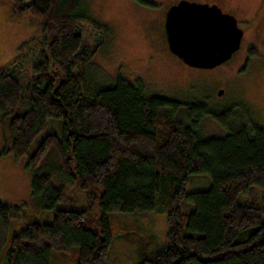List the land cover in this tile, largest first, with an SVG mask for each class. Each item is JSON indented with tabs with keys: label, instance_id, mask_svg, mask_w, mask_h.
<instances>
[{
	"label": "trees",
	"instance_id": "trees-1",
	"mask_svg": "<svg viewBox=\"0 0 264 264\" xmlns=\"http://www.w3.org/2000/svg\"><path fill=\"white\" fill-rule=\"evenodd\" d=\"M10 1L16 15L40 20L43 41L23 42L13 67L0 72V110L4 115L13 110L2 152L21 158L46 132L26 161L34 172L33 193L55 202L72 185L86 191L101 214L93 206L60 208L52 221L27 222L11 237L2 264H50L52 250H68L71 244L79 246L76 264H105L112 240L109 212L159 204L169 224L167 245L148 253L147 243L132 231L120 235L139 243L134 264H264V197L254 187L264 179V128L251 121L236 126L222 118L223 112L215 117L229 131L200 137L203 114L214 113L203 103L192 106L200 110L188 113L187 124L175 115L191 103L147 96L141 80L120 76L112 85H95L81 67L94 51L84 44L78 0ZM31 47L38 58L24 85L20 66ZM76 67L82 70L75 73ZM51 117L62 119V136L47 125ZM50 148L59 161L58 185L49 173L35 171ZM197 173H207L211 184L188 191ZM185 200L193 203L192 211L181 209ZM19 209L0 200L4 220L17 217Z\"/></svg>",
	"mask_w": 264,
	"mask_h": 264
},
{
	"label": "rangeland",
	"instance_id": "rangeland-1",
	"mask_svg": "<svg viewBox=\"0 0 264 264\" xmlns=\"http://www.w3.org/2000/svg\"><path fill=\"white\" fill-rule=\"evenodd\" d=\"M176 1L179 0H78L85 18L80 26L84 44L89 51H94L88 62L81 66L88 79L101 86L114 84L120 76L131 82L141 80L147 96L160 95L191 103L182 105L175 115L187 124L190 123L188 113L200 110L192 106L204 103V107L214 113L203 114L198 127L200 137L223 136L229 131V127L215 117L223 112L227 114H222V118L229 123L234 121L236 126L251 121L264 128V0H216L237 17L244 35L240 48L228 59L230 62L211 68L189 65L170 49L166 19L168 9ZM93 24L106 27V32H98ZM42 39L38 18L18 16L10 0H0V72L13 67L14 59L21 54L23 42H42ZM37 58V50L31 47L20 66L19 75L24 85L32 77ZM243 61L246 66L241 68ZM81 67L73 71L77 73ZM222 86H225L226 93L218 96V89ZM228 105L233 106L225 108ZM12 112L11 109L10 114ZM10 114L4 115L0 110V200L20 209L17 217L7 220L0 217V264L11 237L27 222L52 221L60 208L93 206L96 214H101L100 206L91 205L86 191L72 185H67L64 197L55 202H51L46 194L38 196L33 193L34 172L26 167V161L46 132L31 142L29 152L21 158H16L12 152H2L10 134ZM52 124L62 136V119L48 118L47 125ZM58 163L57 153L50 148L35 171L49 173L58 185L62 177ZM210 184L207 173L193 174L187 190L206 189ZM254 187L255 194L264 197V179ZM181 209L190 212L194 205L185 200ZM108 220L112 240L103 256L105 264H134L139 260V243L120 237L128 231L147 243L148 253L169 242V224L160 204L150 210L115 208L109 212ZM78 254L77 244L69 245L68 250L54 249L50 264H76Z\"/></svg>",
	"mask_w": 264,
	"mask_h": 264
},
{
	"label": "water",
	"instance_id": "water-1",
	"mask_svg": "<svg viewBox=\"0 0 264 264\" xmlns=\"http://www.w3.org/2000/svg\"><path fill=\"white\" fill-rule=\"evenodd\" d=\"M166 33L170 49L186 63L211 68L240 48L244 29L217 4L180 0L168 9Z\"/></svg>",
	"mask_w": 264,
	"mask_h": 264
},
{
	"label": "flooded vegetation",
	"instance_id": "flooded-vegetation-1",
	"mask_svg": "<svg viewBox=\"0 0 264 264\" xmlns=\"http://www.w3.org/2000/svg\"><path fill=\"white\" fill-rule=\"evenodd\" d=\"M180 1V0H179ZM179 1H176L175 3H178ZM204 2H207V3H209V4H217L218 6H220L221 8H222V10H223V12H229V11H226L216 0H206V1H204ZM175 3H173V4H175ZM172 4V5H173ZM229 13H232V12H229ZM233 14V13H232ZM174 53V52H173ZM176 54V53H175ZM234 54V53H233ZM177 55V54H176ZM178 56V55H177ZM178 57H180V56H178ZM232 57V56H231ZM181 58V57H180ZM182 59V58H181ZM230 59V58H229ZM183 60V59H182ZM184 61V60H183ZM185 62V61H184ZM230 61L229 60H226V61H224V62H222L223 63V65L224 64H227V63H229ZM188 64V63H187ZM243 64H244V66H243ZM243 64H242V66H241V68H243V67H245L246 65H245V63H244V61H243ZM215 67V66H214ZM219 89H223L224 90V92L222 93V94H218V96H223L225 93H226V88H225V86H222V87H219ZM219 89H218V91H219ZM203 105H204V103H203ZM233 106V105H232ZM232 106H225V108H231ZM249 121V120H248Z\"/></svg>",
	"mask_w": 264,
	"mask_h": 264
}]
</instances>
